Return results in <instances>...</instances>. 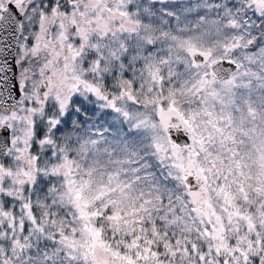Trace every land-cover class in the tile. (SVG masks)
<instances>
[{"label": "snow or ice", "instance_id": "6c2138e0", "mask_svg": "<svg viewBox=\"0 0 264 264\" xmlns=\"http://www.w3.org/2000/svg\"><path fill=\"white\" fill-rule=\"evenodd\" d=\"M0 264H264V0H0Z\"/></svg>", "mask_w": 264, "mask_h": 264}]
</instances>
